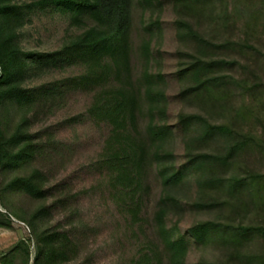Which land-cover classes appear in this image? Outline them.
<instances>
[{"label": "trees", "instance_id": "16d2710c", "mask_svg": "<svg viewBox=\"0 0 264 264\" xmlns=\"http://www.w3.org/2000/svg\"><path fill=\"white\" fill-rule=\"evenodd\" d=\"M236 0H173L175 8L191 14L208 12L217 4ZM135 0H36L28 7L17 0H0V182L1 199L20 192L38 201L30 211L16 212L32 229L31 239H21L0 257V264H70L78 259L81 242L76 228L66 230L45 223L66 208L71 191L66 181L51 182V174L40 164L47 154H59L54 139L31 130L32 111L52 110L67 104L75 94L91 96L87 114L98 127L108 129L97 168L109 174L113 199L142 224V209L149 194L147 174L154 171L161 193L155 213V235L141 259L134 264H188L194 245L218 243L236 248L238 258L249 264H264V253L246 251L245 245L261 237L264 226L208 219L183 229L180 220L168 223L171 214L182 215L188 207L217 209L230 199L242 203L240 195L264 196V174H229L239 156L264 144L252 133L230 124L211 123L199 113H181L177 126L168 121L169 95L162 72L146 67L135 79L132 66V28ZM159 7L161 1L144 0ZM65 19L66 34L55 50H29L20 42V30L32 13ZM227 15L228 7H227ZM178 36L192 43L181 53L179 78L184 87L179 97L196 99L207 106L231 101L234 89L252 92L256 83L248 77L219 72L240 65L236 58L218 52L257 49L248 41L209 39L186 19L178 20ZM163 32L159 21L147 33ZM71 33V34H69ZM141 52L146 65L153 59L152 43L146 39ZM250 70V69H249ZM54 76L52 81H45ZM43 84L31 85L40 81ZM15 116L18 119L15 121ZM179 129V131H178ZM182 135L185 162L178 164L175 145ZM220 148L202 151L210 143ZM192 182L200 196L186 201ZM106 183V182H105ZM104 183L100 184V187ZM214 192H223L215 196ZM211 193V195H210ZM214 196H213V195ZM208 196V197H207ZM51 199H55L51 202ZM9 215L0 210V224L11 226ZM34 241L36 250L32 251ZM199 264H217L200 261Z\"/></svg>", "mask_w": 264, "mask_h": 264}, {"label": "rangeland", "instance_id": "374dc122", "mask_svg": "<svg viewBox=\"0 0 264 264\" xmlns=\"http://www.w3.org/2000/svg\"><path fill=\"white\" fill-rule=\"evenodd\" d=\"M20 5L29 6L36 0H17ZM154 2L158 0H153ZM159 7L144 5V0H135L132 28V66L134 78L141 77L148 67L153 72H162L167 79L169 95L168 121L175 126L181 113H199L214 124H230L242 132L252 133L264 144V0H236L217 4L208 12L191 14L175 8L173 0H159ZM227 7L228 14L227 15ZM186 19L194 24L206 37L216 42L226 39L248 41L257 49L218 52L217 56L238 59L240 65L225 67L219 72L248 77L256 83L254 91L248 93L234 89L229 102L206 106L205 103L184 100L179 97L184 82L179 78V67L184 62L181 53L191 51L193 45L178 36V20ZM159 21L163 32L154 30L147 33V26ZM67 21L44 13H32L20 30V42L29 50L50 51L57 49L66 38ZM77 31L72 28L69 32ZM71 34V33H69ZM152 43L153 59L146 65L141 47L144 40ZM250 69V70H249ZM48 76L45 81H52ZM43 84L40 81L31 85ZM92 98L86 94H75L66 105L52 110L32 111L31 130L46 140L54 139L60 148L59 154L52 152L41 160L51 174V182L66 181L71 191L66 195L69 205L55 212L45 223L66 230L76 228L81 242V252L77 260L70 264H134L139 261L148 246L156 241L155 213L161 193L160 181L154 171L147 174L149 194L141 213L142 224L134 223L130 215L113 199L114 190L108 187L109 174L101 172L96 162L104 148L108 129L98 127L87 114ZM18 116H15V121ZM179 131V129H178ZM220 142H212L200 148L212 151L220 148ZM178 164L185 162L182 135L175 145ZM264 174V149L254 147L243 152L231 167L229 174ZM10 176H1L0 182ZM106 182V183H105ZM104 183L100 187V184ZM264 190V189H263ZM211 195V193H210ZM213 195V194H212ZM224 199L223 192H214ZM213 195V196H214ZM264 195V194H263ZM200 196L199 188L192 182L186 193V201L193 202ZM208 197V196H207ZM242 203L230 199L228 204L217 209L190 208L182 215L171 214L168 223L180 220L183 229L196 222L217 219L233 224L264 226V196L240 195ZM55 199H51V202ZM38 201L16 192L7 193L1 199L0 210L11 218V226L0 224V257L13 248L21 239H31L32 229L16 212L37 208ZM246 251L264 253V239L256 237L248 242ZM36 250L34 241L32 251ZM236 248L218 243L194 245L188 255V264H199L204 260L217 264H249L241 261Z\"/></svg>", "mask_w": 264, "mask_h": 264}]
</instances>
